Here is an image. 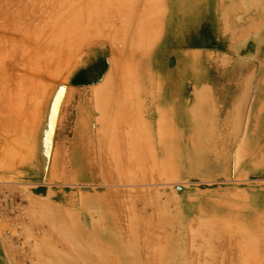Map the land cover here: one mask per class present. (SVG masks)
<instances>
[{
  "label": "rangeland",
  "instance_id": "1",
  "mask_svg": "<svg viewBox=\"0 0 264 264\" xmlns=\"http://www.w3.org/2000/svg\"><path fill=\"white\" fill-rule=\"evenodd\" d=\"M87 2L0 0V12L5 10L6 18L9 13L21 17L18 22L14 16L17 23L13 30L11 20L8 18V25L4 14L0 13V37L7 36L5 43H0H4L0 49V153L6 142L4 137L25 140L23 143L21 140L15 149L20 159L15 164L14 174H0V264H39L43 258L41 250L46 256L42 260L46 261L54 259V252L63 260L78 264L92 260L99 262L97 245H85L89 250L86 253L89 256H86L82 252L84 243L81 246L77 244L75 246L83 248L75 255L74 244L67 243L65 236L60 237L66 239L62 241L51 235L58 234V225L67 219L63 217L69 218L71 214L78 215L80 223L89 226L91 211L96 210L99 203L112 210L111 220L127 249L132 245L131 240H127L134 221L141 217L145 222L148 217L155 218L164 212L162 215L170 221V229L162 220L159 221L160 226L154 223L158 226L156 228L150 223L153 225L151 228L148 221L149 227L145 225L147 229L151 228L149 232L165 233L162 244L158 243L161 235L160 238L153 235L155 239L151 238L150 242L156 241L158 245L156 242L152 244L147 239L151 234H145V237L143 233L146 231H140L142 224L139 228L136 226L137 232L149 242L141 241L142 236L139 235L138 241L133 242L135 258L140 263L158 264L163 249L176 241L178 235L175 232L181 233L184 240L177 244L182 249L181 260L186 263L239 262L242 252L238 246L243 236L236 229L231 228L233 233L221 238L226 244L223 247L213 244V250H218L214 257L208 252L209 243L203 242L202 234L192 239L188 227H194V232L197 227L200 230L206 227V220L198 210L203 201L208 212L212 213L216 208L226 206L223 205L225 201L236 202V206L237 203L252 205L259 200L261 204L256 212L241 210L235 219L240 223L252 216H262L259 221L261 224L264 222V156L261 154L264 153V84H260L264 75V35L261 39L245 36L252 31L256 34L261 28V17L236 7L232 1L228 4L230 10L224 14H217L211 3H199V7L187 12L182 21H173L155 47L156 57L151 67L164 74L169 73L165 76L166 83L135 88L117 83L109 87L106 80L111 77L116 80L109 44L114 29L106 23L102 38L87 39L86 43L77 44L79 46L74 49L60 43L55 55L49 51L50 41L58 34L59 26L69 23L74 14L80 13L76 11L81 10L79 6ZM71 4L78 7H70ZM83 16L81 25L84 26L88 20L86 13ZM257 110L260 113L254 117ZM166 120L168 125L162 129L159 124L164 125ZM255 120L262 137L249 147L247 140L258 128L253 126ZM106 124L116 127L114 135L106 131L111 128ZM127 124L133 128L129 134L135 136L134 142L127 138ZM137 130L147 138L140 137V133L138 138ZM198 134L203 135L201 142L196 139ZM137 140H147V144L145 141L142 143L145 146L139 141L137 144ZM139 144L143 148L138 147ZM135 150L142 154L138 153L141 157L138 156L139 163L145 161L139 164L141 167L138 161L135 160V165L130 159ZM168 151H173L172 161L166 158ZM196 151L198 160L194 155ZM145 155L149 158L143 160ZM130 166L137 171L130 170L128 175L134 173L136 179L133 177L130 181L131 178L127 180L125 177L122 180L119 168L125 174ZM112 172L114 179L110 176ZM142 172L144 177H141ZM236 194L239 199H236ZM86 197L87 200L84 199ZM40 199L63 209L64 213L59 211L63 215L58 216V221L34 219L38 216L34 214ZM215 199L219 205L215 204ZM130 205L140 208L135 207V210ZM134 213L139 217L133 216ZM219 221L212 230H221L219 227L224 224ZM262 226L264 230V223ZM87 231L92 232L91 228ZM261 236L264 237L263 234ZM189 240L196 241V244ZM46 246L53 247L52 254L51 248ZM261 250L264 254V247ZM107 251L112 249L108 247ZM107 255L109 262L119 258L112 252ZM128 256L125 262L131 263ZM117 261L121 262L120 259Z\"/></svg>",
  "mask_w": 264,
  "mask_h": 264
},
{
  "label": "bare ground",
  "instance_id": "2",
  "mask_svg": "<svg viewBox=\"0 0 264 264\" xmlns=\"http://www.w3.org/2000/svg\"><path fill=\"white\" fill-rule=\"evenodd\" d=\"M231 1L235 3L236 7L244 9V10L251 11L255 15H259L261 17V19H262V24L260 25L261 28L256 32V34H255V31H252V32H249L247 35H245V36L250 37V39L253 38V37H254V39H261L263 37V35H264V0H88V2L86 0L87 3H85L83 6H79L81 8V10H76V11L80 12L79 14H77V15L74 14V16L72 17L71 21L69 23H67L65 26H62V25L59 26L60 29H59L58 34L53 38V40L50 41L49 51L52 54L55 55L56 54L55 52L57 51L56 49H57V47H58V45L60 43H65V44H67L68 47H71V49H74V47H76L77 44L86 43L87 39L88 40H92V39H99L100 37L102 38L103 37L102 36V32H104L103 25L106 23V25L108 27H112L114 29V34H112L111 42L109 44H110V48L112 49V53H113V65H114L113 66L114 67L113 71H114V75L116 77V80L113 77L108 78L106 80L105 84H107V86L111 87V85L114 86V84L118 83V84H121V85L126 86V87L130 86V87L135 88V87H139V86H143V85H150V84H155V83H166L165 76H168L169 73L164 74L160 70H156V69H154L151 66L153 64L152 63L153 59H155V57H156L155 47L157 45H159L161 39L163 38V36L165 35V32L167 31V28L175 20L177 22L182 21L184 19V17L186 16L187 12L193 11V10H195V9H197L199 7L198 6L199 3H201V4L202 3H205V4L211 3L214 11L217 14L220 13V12L224 14L226 12V10L227 11L230 10V7H229L228 4ZM70 7L74 8V7H78V5L71 4ZM21 8L23 10V7H21ZM4 13H6L5 10H3L1 14H4ZM85 13H86V16H87L88 23L86 25L84 24V26H83L81 24L83 23L82 20H83V17H84L83 15H85ZM7 14H8V12H7ZM9 14H8L7 18L5 16V14H4V16H5L4 18L7 19V22H8V18H9V20H11L10 23H11V26L13 25L12 29L14 30V27H16V23H17V21L15 22V20H16L15 17H17V19L18 18L21 19V17H19L17 15H14L13 13L11 15H9ZM2 18H3V15H2ZM19 19H18V22H19ZM58 19H59V17L56 20L57 22H58ZM10 23L8 22V25ZM8 30H9V28H8ZM16 30H18V29H16ZM2 37H0V43L4 42L6 40V38H7V36H6V38H5V36H2ZM11 40H9V41L12 42L13 40L12 41ZM6 42H8V40ZM4 43H2L0 45V49H1V46H3ZM20 44H21V42H20ZM8 45H10V43ZM77 46H79V45H77ZM15 52H16V50H15ZM56 56H58V54ZM260 84H264V75H263V78H262V82H260ZM262 97H264V96H262ZM259 110H257L255 112L256 115L254 117H256L260 113L261 110L260 111ZM256 121L257 120H255V122H253V126H257L258 127V125L256 124L257 123ZM167 122L168 121L166 120L164 125L159 124L160 126H162L161 127L162 129L163 128L165 129L167 127V125H168ZM136 123H137V121H136ZM136 123H135V125H136ZM110 125L111 124L107 125V128H108V126L111 127V128H109L106 131H109V134H111V136H112V133H113V135L115 134L116 127H113V125H111V126ZM137 127L139 129L138 125H137ZM107 128H105V129H107ZM105 129L103 131H105ZM255 129H257V130L254 131L253 134L247 140L248 146L250 145L249 147H253L255 144H257V140H259L260 137H262L261 136L262 131L260 130V127L255 128ZM127 130L126 131H127L128 135H129V136L127 135V138L130 139L132 142H134L133 139L135 138V136L132 135V134H129V131L133 130L131 124H130V126H128V124H127ZM135 131L136 130H134V132ZM137 132H138V130H137ZM139 133H140V137L141 136H142V138L146 137L145 136L146 134H144V137H143V134L140 131V132L136 133V136L138 138H140L139 135H137ZM159 133L161 135V132H159ZM109 136H107V137H109ZM130 136H134V137H130ZM21 137H23V136H21ZM24 137L27 138L26 136H24ZM173 138L175 139V138H177V136H173ZM3 139H5L6 142H5L4 147L2 148L3 151H1V153H0V174L1 175L10 174V173L12 174L13 172H15L14 171L15 167H17V165H15V164L17 163V160L19 158L17 153H16L17 150H15V149H17V146L21 142L22 138H20V137L19 138L18 137H10V139H9V137H6V138L4 137ZM149 139L150 138H148V140ZM196 139H197V141L201 142V139H203V135L202 134H198ZM24 141L25 140H22V143ZM138 141L139 140H137V144L139 142H141V141H139V142ZM144 141L146 143L147 140H144ZM143 142H141V144ZM199 142H197V143H199ZM137 146L139 147L141 145L139 144ZM143 146H145V145H143ZM171 146H172V144H171ZM138 147H137V149H140ZM144 149H146V148H144ZM135 151L136 152H133L132 155L130 153V155H131L130 159L132 158L131 160H132L133 163L135 162V160L138 161V166H140L145 161L144 162L140 161L141 163H139V160L141 158L140 157L141 152H140V150L139 151L135 150ZM189 152H190V150H189ZM138 153H140V154H138ZM143 153L146 154L147 152H143ZM198 154H199L198 151H196V153L194 154V155H197L196 160H198ZM261 154H262V156H264V153H261ZM165 155H166V158L169 161L170 160L172 161V158L174 156L173 155V151H168V152L165 153ZM142 157H143L142 158L143 160H144V158L146 160L147 159L146 157H148V156L145 155V157L144 156H142ZM137 159H139V160H137ZM237 159H238V157H237ZM190 162H191V159H190ZM239 162L240 161L238 159V163ZM129 163H131V162H129ZM134 164L132 166H134ZM254 164H257V162L256 163L254 162ZM135 167L137 168V166H135ZM140 167L138 169H140V171H141ZM147 168L149 169V167H146V169ZM117 169H116V171H117ZM119 170H120V168H119ZM119 170H118L119 174L121 173L122 174L121 177H123L122 180H124L125 177H128L127 180H129V178H131L130 181L132 180L133 177H134V180L136 179V176H134L135 174L133 173V171L136 172L137 170H133V168L131 166H130V168H128V171L125 174L123 173L122 169H121V172ZM130 170H133V171H131V173H133V174H131L132 176L129 174L130 175V177H129L128 172ZM142 170H143V168H142ZM166 170H167V167H166ZM154 171H155V169H154ZM147 172H148V170H147ZM113 174H114V172H112V175H110V176H112L113 179H114ZM126 174L128 176H124ZM144 174L145 173H143V176H141V174H140V176L144 177ZM139 183H140V181H139ZM107 195H108V193L106 194V196ZM233 195H235V194H233ZM87 196H89V195H87ZM237 196L238 195L236 194V196H235L236 199H239ZM87 198L88 197H86L84 199L87 200ZM105 198L107 199V197H105ZM139 199H141V198H139ZM32 201H34V200H32ZM32 201L30 203H32ZM37 201L39 202V200H37ZM156 201H158V200H156ZM189 201H190V199H189ZM214 201H215V204L219 203L218 200H217L218 202H216V199ZM47 202H49V201L46 200V203H45V199H44V201L42 199L41 202L36 203L37 207H35V208H38L37 209V213L38 214L36 213L34 215H38V216L34 217L31 214H30V216L31 217L33 216L34 219L38 218V220L35 219L36 221H42V220H45L46 218L48 220H50L49 222H51V220L52 221L54 220L53 222L58 221V219H57V218H59L58 216H60L62 214V213L60 214L59 211H62L64 213L63 209L61 210V208H56V206L54 207V205H52V204L49 205L50 203L48 204ZM110 202H111V200H110ZM145 202H147V200ZM203 202L199 204L198 210H199V213H201L203 215V217L205 218V220H206V223L204 225L206 227L204 228V230H202L203 228L200 230V228L197 227L199 230L195 229V230H197L196 232L193 231L194 227H188V230L190 228V230L193 231V232L189 231L190 233H192V236H193L192 239L193 238L196 239L199 235L202 234L201 237L203 236V239H204L203 242L206 241L207 244L208 243L212 244V245H209V244L207 245L208 252L210 251L209 253L211 254V256L213 255L215 257L217 255L216 251H218V250H216V251L213 250V248H215L213 246V244L216 243L215 246L219 245V246L223 247L222 245L225 244V241L223 240L224 241L223 242L221 238L224 239L223 236H225L227 234L229 235L230 233H233L234 230L232 231L231 228H234V229H236L237 233H239L241 235V237L243 236L242 240H240L241 244H240V246H238V248L240 247V249H241L242 257L238 259L239 262H237V263H228L227 262L225 264H264V254H263V251L261 250L262 247H264V246H262V244H264V242L262 243L261 242V238H260L261 234L264 235V230L262 229V227H263L262 224L264 222H262V224H261L260 221H259L260 217H262V216H259V217L258 216L257 217H253L252 216L251 219H249V220L246 219V221H243V222H240V223H237V220L235 219V217L237 216L236 214H238V212L241 211V210H243L245 212H248V213L249 212H251V213L252 212L253 213L256 212V210L258 209V207L261 204L260 201L256 200L254 204L252 203V205H249V204H246V203L239 205V203H237L236 206H234L235 205L234 203H236V202L232 203L230 201L231 202L230 203L229 201H227V203H226V201H225V203L223 202L224 204L223 203L222 204L226 205V206H220V207L216 208V210L213 211L212 213L208 212V210L206 209L205 201H203ZM134 203H132V204H134ZM157 203H159V201ZM118 204H120V203H118ZM228 204H230V205H228ZM231 204H233V205H231ZM131 205H130V207H132ZM137 206L138 205H136L135 207H137ZM111 207H113V206L111 205ZM158 207L160 208V206H158ZM96 208H97L96 210L94 209V211H96V212H94V211L92 212L91 211V214L92 213L93 214L91 215L92 216V221L90 223H88L89 226H86L87 224L85 225V224L80 223V221L78 220V215L75 216V215H72V214L70 215L69 218H68V216L67 217H63L64 219L67 218L68 220L66 219L67 221L65 220V223H63L62 225H58V227H57L55 225V223L53 224V225H55V227H57V229L59 231H57V229L54 226H52V228H55V230L58 232L59 235L56 234V232H55L56 235L55 234H51V235L52 236L54 235V236L58 237V239L60 237H62V236H65V238L68 239L67 243L74 244L73 246H74V249H75V255L77 254L76 253L77 251H80L81 248H83V246L85 247L84 248L85 250L83 251V249H82V252H84L86 254L89 251L88 247L86 249V246H85L87 244L89 246L94 245V244L97 245V247H98L97 251L99 253V256H100L101 260L99 262H97V263L93 262V260L90 261L91 263L89 261H87V263H83L82 262L83 264H143V262L140 263V262H138L136 260V258H135V249H134L135 246H132V245H134L133 244L134 241L135 242L138 241L137 240L138 235L140 237L142 236V239H143V235L146 237L147 234L148 235L151 234V235L147 236V237H149L147 239L150 242V239L153 238L157 234L155 237L156 238L157 237L158 238L161 237V239H163V240L160 241L161 239L160 240L158 239L160 241V242L158 241V243L162 244V242H164V238H163L164 235L163 234H165V233H163V234L160 233L161 236L158 233L152 232V230L150 232H152L153 234L150 233L149 230L153 227V225L151 226L150 223H153V224L155 223L156 225H159V223H160L159 221L162 220V222L165 223V225L167 227H169V229L171 228L170 221L167 218L164 217L166 215H162L164 212L161 213L160 216L158 214L155 218H151V217L147 218L146 217L147 220L144 219V221L146 220V221H148L147 223L150 224L151 228H149V229L146 228V226L149 227V224L147 225L146 221L143 222L141 220L142 219L141 217L139 219L138 218L136 219V217H135L134 219H136V221H134V223H133L134 226L132 228H129L130 229V233H128V234H129L130 238L128 240L126 239L127 241L131 240L132 245H131V248L127 249L121 242V240H122L121 236L122 235L121 236L119 235L120 232H119L117 226H115V224L111 220L112 210L109 207H106L104 204H101V203H99ZM114 208H115V206H114ZM137 208H140V207H137ZM143 209H145V207H143ZM118 210H119V208H118ZM135 210H137V209L135 208ZM158 210H160V209H158ZM164 210L165 209H163L162 211H164ZM67 212H69V210H67ZM74 212L76 213V211H74ZM138 212H139V210H138ZM135 214L136 213H134V215L133 214H130V215H131L132 218H133V216L139 217L138 215H135ZM153 214H155V213H153ZM59 220H61V219H59ZM219 220H221V222ZM218 221H219V223H221V224L223 223L224 224L221 227H219V229L221 228V230H219V231L212 230L213 225L217 224ZM197 223L198 222L196 220V224ZM48 224H51V223H48ZM130 224H132V223H130ZM140 224H142V227H145L146 229L140 227ZM155 224H154V228L158 227ZM136 226H138V228L140 227L142 229V230L139 229L140 231L143 232V230H144V232L145 231L146 232L143 233V235L139 234V232H137L138 228H136ZM87 227L91 228V230H92L91 233H89L87 231V229H88ZM119 228H120V226H119ZM129 229H127V231ZM147 231L149 233H147ZM171 231L172 230H170V232ZM142 232H140V233H142ZM159 232H160V230H159ZM190 233H189V235H190ZM124 234L125 233H123V235ZM174 234L178 235L176 241L174 243H172V245L170 244L166 248V250L163 249V252L160 253L161 254L160 255V261H159L158 264H190V263H186L185 261L181 260V258H182L181 257V255H182L181 254V250L182 249L178 245V244L184 242V240L182 238V235H180L181 233L175 232ZM170 235L171 234H169V236ZM150 236H152V237H150ZM145 237H144L143 240L140 238V240L141 241L145 240L146 241V242L144 241L145 243H149L148 240ZM190 237H191V235L189 236V239H191ZM261 237L264 238L263 236H261ZM65 238H60V239H62V241H63V239H65ZM122 238L124 240V236ZM126 238H128V236H126ZM153 239H155V238H153ZM199 239H201V238H199ZM203 239H201V240H203ZM219 239H220L221 242L217 241ZM55 240L57 241V239H55ZM216 241L218 242V244H217ZM152 242L153 241L151 240L150 243H152ZM155 242H153V243L155 244ZM189 242H190V240H189ZM194 242L195 243H193V242H190V243L196 244V241H194ZM50 243L52 244V242H50ZM81 243L82 244L84 243V245L82 247H80L82 245ZM158 243H157V245H158ZM51 244H48V245H51ZM77 244H80V246H79L80 248L77 247L78 246ZM75 245H77V246H75ZM99 245L101 246V249H100ZM73 246H71V248H70V249H72V251H74L73 250ZM107 246L109 247V250L112 249V251L108 252L107 251V249H108ZM43 247H44V245H43ZM46 247H47V249L51 248V247H48V246H46ZM44 249H46V248L44 247ZM138 249L139 248H137V250ZM159 249H160V247H159ZM38 250H39V248H38ZM51 250L53 251V247L50 249V251ZM52 251H51V254H52ZM159 251H161V249ZM37 252H39V251H37ZM111 252L115 253V255L117 254L118 257H119V258H117V260L120 259L121 262H118L117 260H115L117 262H115V261L114 262L113 261L109 262L107 254H109ZM126 252L129 253V256L126 255ZM208 252L206 253V251H205L206 255L208 254ZM214 252L216 253V255L214 254ZM223 252H225V251H223ZM40 253H41V255H40L41 257L46 258V256L43 255L44 252L42 253V250H41ZM237 253H239V252H237ZM73 254H71V255H73ZM36 255H38V254H36ZM84 255H83V258H84ZM228 255H230V254H228ZM228 255H226V256H228ZM53 256H54V259L50 260V261H46V259L42 260L43 258L40 257L41 260L38 259V260H40L38 263L39 264H78V263H76L74 261H71V260H63L62 257L59 254H56L54 252H53ZM86 256H89V255L86 254ZM127 256L131 258V260H132V262L130 261L131 263H126L125 262V260L127 259ZM221 257H222V255H221ZM115 259H116V257H115ZM222 259H223V257H222ZM222 259H221V261H223ZM226 259L227 258L224 255V261H226ZM229 259L230 258L228 256V260ZM230 261H231V259H230ZM144 263L147 264V261L144 262ZM79 264H81V263H79Z\"/></svg>",
  "mask_w": 264,
  "mask_h": 264
}]
</instances>
